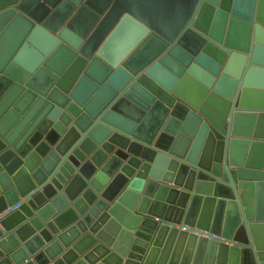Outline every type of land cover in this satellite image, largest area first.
Segmentation results:
<instances>
[{
  "label": "water",
  "instance_id": "obj_1",
  "mask_svg": "<svg viewBox=\"0 0 264 264\" xmlns=\"http://www.w3.org/2000/svg\"><path fill=\"white\" fill-rule=\"evenodd\" d=\"M15 204L0 264H264V0H0Z\"/></svg>",
  "mask_w": 264,
  "mask_h": 264
},
{
  "label": "built area",
  "instance_id": "obj_2",
  "mask_svg": "<svg viewBox=\"0 0 264 264\" xmlns=\"http://www.w3.org/2000/svg\"><path fill=\"white\" fill-rule=\"evenodd\" d=\"M18 204H15L13 205L12 207L11 206H8L2 213H0V218L3 216V215H6L10 210H15L18 208ZM205 236H207V234H205Z\"/></svg>",
  "mask_w": 264,
  "mask_h": 264
}]
</instances>
